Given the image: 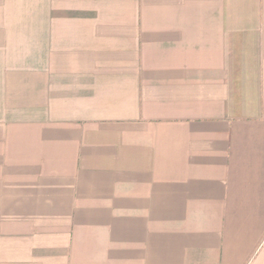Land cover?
<instances>
[{"label":"crops","instance_id":"1","mask_svg":"<svg viewBox=\"0 0 264 264\" xmlns=\"http://www.w3.org/2000/svg\"><path fill=\"white\" fill-rule=\"evenodd\" d=\"M0 264H264V0H0Z\"/></svg>","mask_w":264,"mask_h":264}]
</instances>
